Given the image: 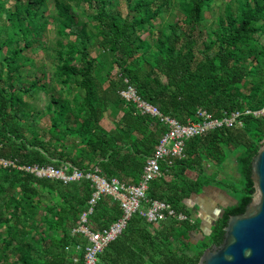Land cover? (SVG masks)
<instances>
[{"label":"trees","instance_id":"16d2710c","mask_svg":"<svg viewBox=\"0 0 264 264\" xmlns=\"http://www.w3.org/2000/svg\"><path fill=\"white\" fill-rule=\"evenodd\" d=\"M214 1L54 0L49 12L45 0H0L6 19L0 26V159L19 166L69 162L85 173L97 167L108 181L137 184L166 129L121 97L128 86L183 124L198 122L199 108L216 118L261 110L264 0L227 1L203 36ZM171 6L180 18L166 21L162 14ZM50 23L56 27L51 42ZM89 40L104 54L101 62L89 58ZM42 54L51 64V87L46 65L37 63ZM39 91L46 96L43 110L26 102ZM106 115L113 119L110 130L102 125ZM243 122L188 140L185 158L163 163L162 176L150 182L147 199L169 204L187 220L168 217L154 227L133 215L98 264H199L206 249L220 246L229 218L243 214L256 193L251 164L264 145V117ZM233 161L242 195L198 239L200 220L186 202L208 186L232 189L226 176ZM94 192L90 179L64 184L0 165V264L71 263V249L87 243L72 231ZM121 216L120 202L103 196L89 225L108 227Z\"/></svg>","mask_w":264,"mask_h":264},{"label":"built area","instance_id":"2783aa9c","mask_svg":"<svg viewBox=\"0 0 264 264\" xmlns=\"http://www.w3.org/2000/svg\"><path fill=\"white\" fill-rule=\"evenodd\" d=\"M125 82L128 83V80L126 79ZM124 90L120 92V95L125 101L134 103L141 114L158 118L166 129L155 148L154 154L147 159L137 184L129 185L120 182L118 179L108 181L98 175L99 169L97 167L93 171L85 173L69 162H62L61 166L58 167L51 165L42 167L38 165L19 166L10 161L14 168L25 170L38 178L61 180L64 184L79 181L83 178L92 181L95 192L89 200L87 210L81 215L78 226L72 231L73 235L84 237L87 243L85 245L79 244L71 249L75 254L72 255L71 263L68 264H97L99 255L110 243L122 235L133 215L138 214L146 218L154 227L159 226L168 217L176 218L179 221L187 220L186 215L177 214L169 204L147 199L150 182L162 176L163 163L172 166L174 160L184 159L186 156V142L192 138L203 136L217 129L243 127L244 116L264 117V108L260 111L250 109L233 112L223 111L219 118L199 108L196 114L199 121H188L183 124L170 116L164 115L157 107L143 100L133 91L132 86H128ZM123 92H128L129 95L124 96L122 95ZM103 196H112L114 200L120 202L122 216L108 227L93 230L89 225V217L94 213L98 201ZM145 203L148 204V208L144 207ZM190 221L194 223L193 219H190Z\"/></svg>","mask_w":264,"mask_h":264},{"label":"water","instance_id":"95a60500","mask_svg":"<svg viewBox=\"0 0 264 264\" xmlns=\"http://www.w3.org/2000/svg\"><path fill=\"white\" fill-rule=\"evenodd\" d=\"M251 167L253 201L243 214L229 218L222 244L206 249L199 264H264V145Z\"/></svg>","mask_w":264,"mask_h":264},{"label":"rangeland","instance_id":"374dc122","mask_svg":"<svg viewBox=\"0 0 264 264\" xmlns=\"http://www.w3.org/2000/svg\"><path fill=\"white\" fill-rule=\"evenodd\" d=\"M45 1H46V8H47V10H49V12H53L55 10L54 0H45ZM227 1H229V0H215L214 1L213 5H212L211 12H207L206 13V20L207 21L205 23H203L202 24V27H201V29L204 30V32L202 34L203 36L207 32V30L210 27V25H212L213 20L215 18H217L218 16H223L224 15L223 14L224 13V9H225L224 8V4ZM172 2H177V0H172ZM10 4L11 3H8V5H10ZM172 7L173 6H171V9L168 12H164L162 14V16H164V19L166 21L167 20H171L173 15L177 16L178 18H180L177 15V13H176L177 11H174V9H172ZM122 11H123V13H126L127 12L126 5L125 4L123 6ZM173 19H175V18H173ZM160 21H161V19H160ZM158 22H159V20H158ZM5 23H6V19L3 17V12H2V14L0 12V26H2V25L5 26L4 25ZM213 27H216V25L214 24ZM55 29H56V27L54 26V24H51L50 23V25L48 26L47 36H46V39L49 40V42L54 41L56 39ZM3 35H4V33H3ZM142 35H143L144 38L146 37V34L145 33H143ZM154 36H156L155 33L153 34V37ZM260 43H261L262 46H264V36L261 38ZM87 44H88V47H89V50H90V56H89L90 59H97L98 58V61H100V62L105 59L104 56H103L104 54L101 51H99L100 49L97 46V43L96 42L95 43H91V41L89 40L87 42ZM12 47H13V45L9 46V48H12ZM9 50L10 49H8V48L4 49L1 52V58H3L4 56H6L9 53L8 52ZM37 63L39 65H41V64L46 65V68L44 69V71L47 72L48 77H47V79H46L45 82H47L48 87H51L52 86V84L50 83V78H51V64H50V62H49L46 54H42L40 57H38ZM258 67H259L260 70H262V68H264V62H260L258 64ZM23 72L26 73L27 70H24ZM115 74H116V69H112L110 71V76H114ZM50 84H51V86H50ZM132 89H133V91L136 92V94H138L137 91H136V89L133 86H132ZM122 95L128 96L129 93L128 92H123ZM26 102L30 106L36 108L37 110H43V108L45 107V104H46V96L43 93V91H39L34 97H28V98H26ZM263 108L261 110H263ZM112 123H113V119L109 115H106L105 118H104V120L102 121L103 127H112ZM38 130L40 132H44L43 131L44 130V126L43 125L42 126L39 125V129ZM49 138H50V136H48V139ZM0 164L3 167H9L10 165H12L10 161H4V160H0ZM233 165H234V163H233ZM27 166H29V165H27ZM17 170H19V169H17ZM20 171L26 172L25 170H20ZM228 172H229L228 174H230L231 176L230 175H227L226 176L227 179H228V183H227L228 185L227 186L228 187L233 186L232 189L236 190L235 191V196L238 198V197H240L242 195L241 190H240V188H241L240 183H237V181L235 182L232 179V177L234 175V172H233L231 166H230V170ZM189 175L192 176V177L195 176L194 173H189ZM232 182H235L237 184L234 185V184H232ZM222 188H224V187H222ZM195 214H197V213H195Z\"/></svg>","mask_w":264,"mask_h":264},{"label":"crops","instance_id":"0c3cea01","mask_svg":"<svg viewBox=\"0 0 264 264\" xmlns=\"http://www.w3.org/2000/svg\"><path fill=\"white\" fill-rule=\"evenodd\" d=\"M105 128L107 130L112 129L113 123L112 127ZM230 166L234 172L233 178L235 182L240 181V175L238 173L239 169L235 162L233 161ZM129 185H134V183ZM237 201L238 199L235 196L234 189H224L217 186H208L203 189L201 194H194L189 200H187V205L194 211L195 220H200V229L198 232H195L196 237L199 239L204 235L209 236L213 224L222 216L224 209L237 204ZM91 229L96 230L92 226Z\"/></svg>","mask_w":264,"mask_h":264},{"label":"clouds","instance_id":"9594fccd","mask_svg":"<svg viewBox=\"0 0 264 264\" xmlns=\"http://www.w3.org/2000/svg\"><path fill=\"white\" fill-rule=\"evenodd\" d=\"M21 166H25V165H21Z\"/></svg>","mask_w":264,"mask_h":264}]
</instances>
